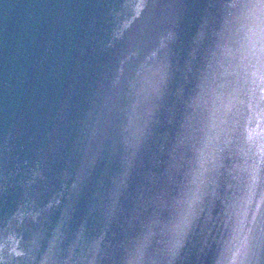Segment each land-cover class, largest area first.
<instances>
[{"label": "water", "instance_id": "95a60500", "mask_svg": "<svg viewBox=\"0 0 264 264\" xmlns=\"http://www.w3.org/2000/svg\"><path fill=\"white\" fill-rule=\"evenodd\" d=\"M262 51L264 0H0V264H264Z\"/></svg>", "mask_w": 264, "mask_h": 264}, {"label": "snow or ice", "instance_id": "6c2138e0", "mask_svg": "<svg viewBox=\"0 0 264 264\" xmlns=\"http://www.w3.org/2000/svg\"><path fill=\"white\" fill-rule=\"evenodd\" d=\"M257 70L261 73V75H264V51L261 52L259 61H258V65H257ZM251 139V137H250ZM240 256V250H236L233 253V261L232 264H237V261L239 259Z\"/></svg>", "mask_w": 264, "mask_h": 264}]
</instances>
